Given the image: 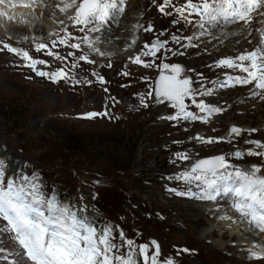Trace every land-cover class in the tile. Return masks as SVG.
Listing matches in <instances>:
<instances>
[{
	"label": "rangeland",
	"instance_id": "1",
	"mask_svg": "<svg viewBox=\"0 0 264 264\" xmlns=\"http://www.w3.org/2000/svg\"><path fill=\"white\" fill-rule=\"evenodd\" d=\"M144 1L134 2V10L140 14L144 26L130 24L129 17L123 16V13L110 21L114 23V30L118 25L125 31L128 30L127 32H130L131 27L137 29L133 49L129 48L128 39L123 35H120L119 39H106L98 48L101 52L104 51L103 56L108 54L106 56L113 58L103 63V56L89 52L84 45L81 46V52L67 48L74 55L88 54L89 59L95 61L87 64L77 60L75 62L78 67L75 69L71 68L72 57L62 63L53 61L49 56H39L32 52L35 51L36 43L57 40L58 36L64 34L62 29L71 22L66 20V15L52 9L53 0H43L45 8L42 13L36 11L33 16L30 10L29 19L24 16L23 20L14 22L3 20V24H0V160L6 163V174L23 171L31 175L36 172L47 189L54 188L61 199L77 203L83 198V204L89 207L90 212L105 222L119 225L126 236L134 239L137 244L156 241L159 245L161 264L166 258H171L174 264H264V260L246 259L247 251L246 248H241V244L251 246L252 242L244 243L245 240L239 237L244 234L240 232L239 227H228L226 230L221 224H217L213 205L207 209L200 208L197 200L177 197L167 191L168 188L187 187L182 181L165 177H174L176 173L185 170L189 161L170 166L160 148L164 141L171 137L178 139L182 133L188 131L190 124L184 121L177 124L175 121L161 119L160 117L172 115L175 110L166 101L157 103L154 93L150 99L144 98L148 107L141 106L139 98L147 96L149 89L154 87L160 74L158 65L161 59L154 60V66L150 68L149 73L142 74L136 64L131 65L129 58L136 56L145 43H151L165 29L167 32L159 37L161 40L168 39L171 33L182 36L186 33L187 36L193 34L191 30L185 32L180 28H171L173 18L164 19L157 11V6L162 0H156V8H151L142 16ZM180 2L182 0H172V4L179 5ZM256 16L254 15L247 30L242 27L243 22L213 29L209 35L210 46L203 51L204 63L207 66L203 64L196 67V72L185 69L182 59L187 49L181 48L180 45L169 44V47L178 49L184 55L165 52L163 49L157 55L164 63L180 65L183 69L181 75L196 82L198 78L201 80L208 66L214 72V57L218 59L230 53H235L236 56L258 45L260 31H264V27L257 23L261 17L258 15V18H255ZM149 23L153 25V31L150 33L144 31ZM68 25L66 27L73 35H85ZM51 26L55 27V30ZM258 29L260 31H257ZM243 36L249 38L250 44L244 47L235 46ZM95 37L92 34V38ZM216 38L220 39L219 42H224L221 44L224 48L219 52ZM207 39L199 37L193 43H205ZM182 42L187 41L181 40V44ZM5 43L28 51L34 59L48 61V68L38 65L45 71L62 67L70 77L74 73L78 82L73 83L72 79H68L52 83L37 77L30 68L22 66L24 62L19 57L3 48ZM48 47L56 52L65 48H52V45ZM40 53L44 54L43 51ZM108 64H111V67H108ZM93 71L98 76H103L106 83L100 84L97 76L91 74ZM122 72H127L128 75L123 76ZM214 73L212 81L223 76L221 73ZM196 86L197 83H193L192 87ZM246 90L247 96L241 99L239 95L232 98L233 93L229 88H217L211 95L197 98L221 108V112L212 115L209 128L197 126L192 128L191 132L199 136L216 134L224 140L211 146L194 140L185 149L193 159L227 155L237 149L245 151L251 147L244 143L245 139L255 138L254 140L264 143V124H257L258 120H263L264 117V98L251 95L252 85ZM234 91L241 95L245 92ZM215 100H218V103ZM185 103L189 111H194L191 101L186 99ZM92 112L101 115L86 118V114ZM18 114H21L24 120L23 129L13 120L19 117ZM232 126L239 127L242 132L240 136H234L229 143L226 142V137H229V129ZM249 129H256L252 132L254 138L247 135ZM167 151L176 153L184 150L171 146ZM20 154L25 155L26 159L20 160ZM247 158L245 156L244 161L233 159L230 162L243 165ZM257 159L261 160L259 157ZM225 203L227 202H224L222 207L227 209ZM208 223L214 225L215 232L206 230ZM182 249L189 251H180ZM152 250L154 249L150 247V251Z\"/></svg>",
	"mask_w": 264,
	"mask_h": 264
},
{
	"label": "snow or ice",
	"instance_id": "2",
	"mask_svg": "<svg viewBox=\"0 0 264 264\" xmlns=\"http://www.w3.org/2000/svg\"><path fill=\"white\" fill-rule=\"evenodd\" d=\"M156 3V0H153ZM31 9L32 15L36 10L43 12V0H0V18L12 21L14 15L9 12L17 7ZM167 9H171L170 11ZM59 11L71 21V26L78 32L86 33L84 36H75L62 29L63 35L51 41L52 48L63 46L81 52L84 45L89 52L103 56L104 53L97 47L102 43L100 36L90 38L88 34L102 33L105 25L115 20L125 11V0H61ZM157 11L166 17H173V27L183 24L185 27L197 28L198 33L184 37L176 33L169 34L168 39L161 40L167 29L161 31L151 43H145L141 51L130 57L132 64L143 67H153V61L161 59L158 65L159 77L155 80L154 87L147 93L149 98L155 95L157 103L167 101L175 111L172 115L160 117L179 124L181 121H200L207 123L213 114L221 112V108L205 103L203 97L211 95L217 88H232L235 86L252 85V96L260 95L264 98V31H260L259 43L251 50L241 52L236 56H227L215 61V67L238 71L241 75L224 74L223 80L212 81L213 89H205L199 80L194 82L189 77L182 76L183 69L178 64L164 63L157 55L163 49L165 52L178 53V49L169 47V44L180 45L188 49L195 47L193 41L200 36L210 35L217 27L243 22L242 27L247 30L254 15L264 17V0H183L182 4L174 5L172 0H162L157 6ZM60 23H63L61 21ZM145 32H152L153 25L148 24ZM182 31V30H181ZM251 33H249L250 35ZM51 35V33H50ZM181 40L186 43L181 44ZM250 43V41H249ZM3 48L19 57L24 63L23 67L30 68L37 77L56 83L58 80H75V74L70 77L64 68L45 71L38 65L49 67V62L44 59H34L28 51L12 47L5 43ZM36 52L53 61L66 62V57L59 52L52 51L47 44L41 42L34 45ZM67 57L73 58L71 68L83 61L87 64L95 63L89 59L88 54L74 55L68 51ZM144 57H151L145 60ZM111 67V64L107 65ZM191 71V70H189ZM100 84L106 83L103 76H98ZM121 75L127 76V72ZM90 83V81H85ZM199 83V88L192 87ZM107 91V89H105ZM199 113L189 111L185 100ZM142 107H148L144 97H140ZM100 113H88L86 118H92ZM251 134L256 129L248 130ZM242 129L232 126L229 129L231 143L234 136H240ZM197 143L212 144L224 140L222 137L203 138L199 135L190 137ZM179 144L180 141H173ZM244 143L250 145L245 151L235 150L227 155L220 154L206 158L193 159L189 152L174 153L175 161H189L185 170L175 176L165 177L182 181L185 189L168 188L167 191L177 197L195 199L216 204L219 200H226L228 211L232 215L224 214L217 217L220 221H231L244 232L253 236H260L262 243H251L246 249V259L249 261L264 260V143L259 140L245 139ZM235 147V146H234ZM259 157L260 164H236L231 160L244 161V157ZM170 163L174 162L172 160ZM6 163L0 160V264H161L159 245L152 240L149 243L137 244L134 239L128 238L119 225L105 222L102 218L90 212L89 207L83 204V198L77 203L61 199L59 193L47 189L38 173L31 175L18 171L7 175ZM95 199V194L93 195ZM218 211V209H213ZM117 240L119 242H117ZM151 249H154L150 251ZM180 251L188 252V249ZM179 254V252L177 253ZM163 264H174L171 258H166Z\"/></svg>",
	"mask_w": 264,
	"mask_h": 264
},
{
	"label": "bare ground",
	"instance_id": "3",
	"mask_svg": "<svg viewBox=\"0 0 264 264\" xmlns=\"http://www.w3.org/2000/svg\"><path fill=\"white\" fill-rule=\"evenodd\" d=\"M54 1V8H52V9H54L55 10V12L57 11L58 13H61L60 11H59V6H60V4H61V0H53ZM134 2H136V0H125V11L123 12V16H127V17H129V19H130V24H132V25H137V26H144L143 25V23H142V21H141V16H140V14L139 13H137L135 10H134ZM183 3V0H182V2H180L179 4H182ZM133 4V5H132ZM174 5H176V3H173ZM49 5H50V3H49ZM51 7V6H50ZM151 8L154 10L155 8H156V3L154 4L151 0H145L144 1V7H143V13H142V16H144L148 11H150L151 10ZM30 10L31 9H25V8H22V7H20L19 6V4H17V7L15 8V9H13V10H11L10 12H9V15H14V19L12 20V21H9V20H7V18L5 17V18H0V24L2 23L3 24V20H6L7 22H14V21H17V20H23V18H24V16L26 17V18H30L31 17V13H30ZM167 10H171V9H167ZM37 12H40L41 10L40 9H37L36 10ZM36 12V13H37ZM38 15V14H37ZM44 15V14H43ZM65 15V14H64ZM258 16V15H257ZM255 17V18H258V17ZM261 18H260V20H258V22L257 23H260V26H263L264 27V17L262 18V16H260ZM169 17H166V16H164V19H168ZM171 18H173V17H171ZM38 19V18H37ZM66 20H68V19H66ZM41 21V20H40ZM59 20H57V22H58ZM69 21V20H68ZM35 22V21H34ZM37 22V21H36ZM38 22H39V20H38ZM60 22V21H59ZM31 23H32V21H31ZM42 23V22H41ZM54 23H56V22H54ZM71 23V22H70ZM70 23H67V25H68V27H70L71 25H70ZM53 24V23H52ZM51 24V25H52ZM34 25V24H33ZM66 25V26H67ZM113 25H114V23H110V21L105 25V27L103 28V30H102V33H99V34H97V33H91V34H88L89 36H90V38H92V34L94 35V36H100V39H101V41H105L106 39H110V38H113V39H119L121 36L120 35H123L124 37H126L127 39H128V46H129V48L130 49H133V47H132V45H133V42L136 40V38H137V29H133V27H131V30H130V32H127L128 30H126L125 31V29L124 28H122V26H120V25H118L117 26V28H115V30L114 29H112V27H113ZM235 24H233V25H229V26H234ZM241 25V24H240ZM43 26V25H42ZM53 26V25H52ZM51 26V27H52ZM61 26V25H60ZM65 26V27H66ZM48 27H49V25H48ZM50 27V28H51ZM64 27V28H65ZM217 27H221V26H219V25H217ZM216 27V28H217ZM226 27H228V26H226ZM239 27V26H238ZM32 28V27H31ZM44 28H45V26H44ZM46 28H47V26H46ZM53 28V27H52ZM173 30H177L178 28H180L181 30H183V31H192V34H194V33H198V29L197 28H194V27H192V26H188V27H185L183 24H180V25H177L176 27H171ZM223 28V27H222ZM38 29H40V28H38ZM54 30H55V27L53 28ZM53 29H51V30H53ZM45 30V29H44ZM222 30V29H221ZM33 31H36V30H34L33 29ZM40 31V30H39ZM48 31H49V29H48ZM48 31L46 30V32L48 33ZM213 31V30H212ZM51 32V31H50ZM216 32H218V31H216ZM34 33V32H33ZM45 33V32H44ZM43 33V34H44ZM52 33V32H51ZM49 34V33H48ZM83 34H86V33H83ZM187 34L188 33H186V35L184 36V37H187ZM220 34V33H219ZM59 35H60V32H59ZM117 35V36H116ZM45 36V35H44ZM46 37V36H45ZM49 37V36H48ZM203 40L204 39H206V38H208L207 40H205V43H202V42H195V43H193L194 45H196L195 47H191V48H189V49H187L186 51H185V57L182 59V63L185 65V69L186 70H194V72H196V67H199V66H201V65H203V64H205L204 62V60H205V56H204V54H203V51L204 50H206L207 48H209V46H210V44H209V42H211V37L209 36V35H203V36H200ZM239 38H241V37H239ZM48 39V38H47ZM217 40H218V42H217V52H219V51H221L224 47H221V44H224V42H219V38H216ZM249 38L248 37H245V36H243V38L241 39V41L239 42V43H237V44H235V46H240V47H244V46H248L250 43H249ZM43 43H45V44H47L48 46H51V41H47V42H43ZM119 43V42H118ZM183 43V42H182ZM101 46H103V45H101ZM97 47H99V44L97 45ZM182 51V50H181ZM33 53H35V54H37V55H39V56H41V55H44L43 53H38V52H36V51H32ZM67 52H68V50H67V48H64V49H62L59 53L61 54V55H64L65 57H66V60H68V57L66 56V54H67ZM104 52V51H103ZM91 54V53H90ZM106 55H108V54H106ZM103 56V58H102V61H103V63L104 62H107L108 60H111L113 57H111V56ZM227 56H235V53H230V54H227V55H225L224 57H227ZM224 57H222V58H224ZM90 58H92V57H90ZM152 58L151 57H145V60H151ZM218 59H221V58H218ZM216 57H214L213 59H212V70L214 71V72H216V73H221V74H223V76L221 77V79H219V80H223L224 79V74L227 72L228 74H230V75H241V73H239L238 71H236V72H233V71H231V70H229V69H223V68H217V67H215L214 65H215V61H217L218 60ZM98 60V59H97ZM55 62H57V61H55ZM130 63H131V61H130ZM131 65H134V64H132L131 63ZM206 65V64H205ZM135 66H138L141 70V72H142V74H146V72H148L149 73V71L151 70L150 68H147V67H143V66H141V65H135ZM207 66V65H206ZM138 70V69H137ZM140 71H139V73H140ZM214 72H212L211 71V67H209L208 66V69L205 71V73L203 74V76H202V78H203V80H202V78H201V82L203 83V85H204V88L203 89H201V91H204L205 89H213V83H212V80H211V78L215 75V73ZM250 85H247V86H235V87H232V88H229L230 90H232V93H233V97L232 98H234V97H236L237 95H239L240 96V99L241 98H244V97H246L247 96V90L245 91V89H247L248 87H249ZM200 87V84L199 83H197V86H196V88H199ZM221 89H223V88H221ZM234 90H236V91H238V90H243V91H245L244 93H242V95L239 93V92H235ZM214 91H215V89H214ZM143 97L144 98H146V99H150L148 96H145V95H143ZM197 98H202V97H197ZM217 103H218V100H215ZM167 102V101H166ZM167 104H168V102H167ZM169 105V104H168ZM263 106L264 105H262V108H263ZM193 112H196L198 115H203L202 113H199L198 112V110L197 109H194V111ZM262 112L264 113V109L262 110ZM212 120L211 119H209V121L207 122V123H201L200 121H194V122H190V123H187V124H190V127H189V130L188 131H186V132H184V133H182L180 136H179V138L178 139H175V138H170V139H168V140H166V141H164V143L162 144V147L160 148V151L162 150V152H163V154H164V157H165V159L168 161V163L170 164V166H174V165H176V164H179L181 161H175V159H174V153L175 152H168L167 151V148L168 147H171V146H177V147H181V148H183V150L185 151V149L190 145V144H192V142L195 140V139H191L190 140V137H195V136H197L198 134H196V133H194V132H191V130H192V128H195V127H197V126H204L205 128H209L210 127V122H211ZM257 124H258V126H261V125H263L264 124V117H263V120H258V122H257ZM250 130V129H249ZM184 134V135H183ZM247 135L249 136V137H251V138H254V135L251 133H249V131H248V133H247ZM260 135H261V133H260ZM183 136V137H182ZM200 137H203V138H208V137H213V138H216V137H218L216 134H207V135H205V134H203V135H201ZM228 139H229V137H226V140L228 141ZM255 139V138H254ZM173 141H180V143L179 144H176V143H173ZM214 144H216L215 142L214 143H212V144H210V146L211 145H214ZM201 147H198V149H200ZM164 149V150H163ZM19 159L20 160H24V159H26L25 158V155H23V154H20L19 155ZM170 160H172V161H174V162H172V163H170L169 161ZM246 163L247 164H252V163H255V164H260L261 163V160H258L257 159V157H248L247 159H246ZM26 166V165H25ZM197 203H199V207L201 208V207H203V208H211V206L213 205L214 207H215V209H218V210H220V211H215V215H214V219H215V221L217 222V224H221L223 227H224V229H228V227H238L237 225H234V224H231V221H220L219 219H217V217H219L220 215H224V214H228V215H232V213L231 212H229L228 211V208L227 209H225V207L223 208L222 207V205H223V203L224 202H227V201H224V200H219L216 204H212L211 202H206V201H196ZM225 204H227V203H225ZM225 206V205H224ZM199 208V209H200ZM206 211H208V210H206ZM213 224V223H212ZM211 223L209 224L208 223V228L206 229L208 232H215L214 230H216L215 228H214V225H211ZM222 228V227H221ZM239 229H241V228H239ZM205 230V231H206ZM236 232V231H235ZM241 233H244V234H242V236L241 235H239V237L240 238H242L243 240H245V242L244 243H246V244H248V243H250V242H252V243H256L257 245H259V244H261L262 243V241H261V237L260 236H253L252 234H249V233H247V232H244L243 231V229H241V231H240ZM239 232V233H240ZM237 233V232H236ZM244 235V236H243ZM202 237V236H201ZM233 238H235V237H230V239H233ZM236 240H237V238H235ZM212 240V239H211ZM216 240V239H215ZM218 241V240H217ZM239 242H240V240H238ZM237 241V242H238ZM213 243V242H212ZM241 244V243H240ZM212 245V244H211ZM224 245V244H223ZM250 246H247V245H242L241 244V248H249ZM240 249V248H239ZM221 250V249H220ZM246 257V256H245Z\"/></svg>",
	"mask_w": 264,
	"mask_h": 264
},
{
	"label": "trees",
	"instance_id": "4",
	"mask_svg": "<svg viewBox=\"0 0 264 264\" xmlns=\"http://www.w3.org/2000/svg\"><path fill=\"white\" fill-rule=\"evenodd\" d=\"M11 98L13 99L14 102H16V100L12 96H11ZM18 115H19V117H16L13 120L15 121V124H17L20 129H23L24 128V124H23L24 120L21 118L22 117L21 114H18ZM104 140L106 141V139H104ZM64 146H65V144H64Z\"/></svg>",
	"mask_w": 264,
	"mask_h": 264
},
{
	"label": "water",
	"instance_id": "5",
	"mask_svg": "<svg viewBox=\"0 0 264 264\" xmlns=\"http://www.w3.org/2000/svg\"><path fill=\"white\" fill-rule=\"evenodd\" d=\"M159 75H160V74H159ZM159 75H158V77H159ZM158 77H157V78H158Z\"/></svg>",
	"mask_w": 264,
	"mask_h": 264
}]
</instances>
